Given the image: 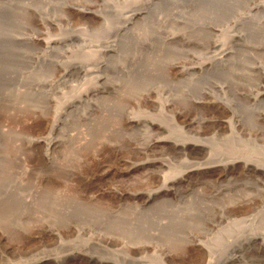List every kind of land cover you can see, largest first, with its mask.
<instances>
[{
	"label": "rangeland",
	"instance_id": "rangeland-1",
	"mask_svg": "<svg viewBox=\"0 0 264 264\" xmlns=\"http://www.w3.org/2000/svg\"><path fill=\"white\" fill-rule=\"evenodd\" d=\"M0 264H264V0H0Z\"/></svg>",
	"mask_w": 264,
	"mask_h": 264
}]
</instances>
